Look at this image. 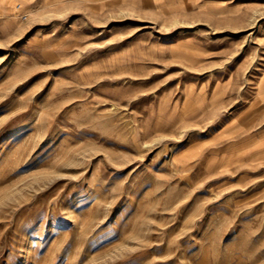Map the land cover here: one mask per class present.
I'll return each instance as SVG.
<instances>
[{"label":"rangeland","instance_id":"374dc122","mask_svg":"<svg viewBox=\"0 0 264 264\" xmlns=\"http://www.w3.org/2000/svg\"><path fill=\"white\" fill-rule=\"evenodd\" d=\"M0 264H264V0H0Z\"/></svg>","mask_w":264,"mask_h":264},{"label":"built area","instance_id":"2783aa9c","mask_svg":"<svg viewBox=\"0 0 264 264\" xmlns=\"http://www.w3.org/2000/svg\"><path fill=\"white\" fill-rule=\"evenodd\" d=\"M22 18H23V19H27V15H24Z\"/></svg>","mask_w":264,"mask_h":264}]
</instances>
